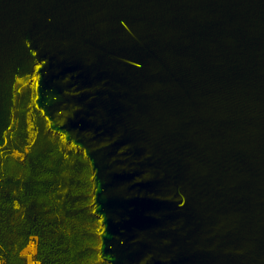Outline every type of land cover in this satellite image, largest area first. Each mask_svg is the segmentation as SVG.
<instances>
[{"label":"water","instance_id":"95a60500","mask_svg":"<svg viewBox=\"0 0 264 264\" xmlns=\"http://www.w3.org/2000/svg\"><path fill=\"white\" fill-rule=\"evenodd\" d=\"M34 76L102 261L264 264V0H0V148Z\"/></svg>","mask_w":264,"mask_h":264},{"label":"trees","instance_id":"16d2710c","mask_svg":"<svg viewBox=\"0 0 264 264\" xmlns=\"http://www.w3.org/2000/svg\"><path fill=\"white\" fill-rule=\"evenodd\" d=\"M15 90L0 148V264H108L99 257L88 160L49 131L31 86Z\"/></svg>","mask_w":264,"mask_h":264},{"label":"built area","instance_id":"2783aa9c","mask_svg":"<svg viewBox=\"0 0 264 264\" xmlns=\"http://www.w3.org/2000/svg\"><path fill=\"white\" fill-rule=\"evenodd\" d=\"M36 84H37V77L34 76L31 79L20 81V85L16 89H17V91H19L22 86L28 85V86H31L34 89V91H35ZM32 128H33V126L30 124L29 125V130H28L29 131L28 146H31V144L34 142V138H35L34 132L31 131Z\"/></svg>","mask_w":264,"mask_h":264}]
</instances>
